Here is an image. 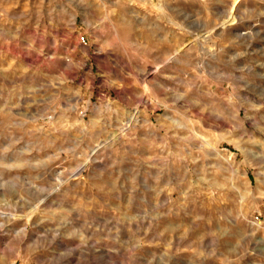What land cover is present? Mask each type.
I'll list each match as a JSON object with an SVG mask.
<instances>
[{
	"label": "rangeland",
	"instance_id": "obj_1",
	"mask_svg": "<svg viewBox=\"0 0 264 264\" xmlns=\"http://www.w3.org/2000/svg\"><path fill=\"white\" fill-rule=\"evenodd\" d=\"M0 264H264V0H0Z\"/></svg>",
	"mask_w": 264,
	"mask_h": 264
}]
</instances>
